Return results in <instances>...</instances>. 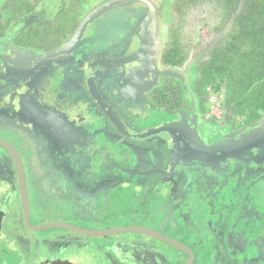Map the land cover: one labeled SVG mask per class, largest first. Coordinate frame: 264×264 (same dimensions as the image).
I'll return each instance as SVG.
<instances>
[{"label": "rangeland", "instance_id": "374dc122", "mask_svg": "<svg viewBox=\"0 0 264 264\" xmlns=\"http://www.w3.org/2000/svg\"><path fill=\"white\" fill-rule=\"evenodd\" d=\"M145 1H147V3L135 2L139 6L144 5L142 14L145 13V16H147V10L149 9L154 13L153 19L156 22H160L161 20V23H163V25H169L170 29L172 30L175 24V0ZM124 4V2H121L104 7L102 9V12L97 13L95 16H93L79 33H77L78 31L76 30L77 32L75 33L78 37L74 41L75 43H73V45H77L83 39H85V34L88 35L90 32H92V34L94 35V31L96 32L97 29V27H95L94 25L97 21V18L100 17V14L105 13L108 9H114ZM220 16V6L215 2L190 9L183 16L180 41L182 43V47L187 51L189 58L198 59L197 57L203 55L202 44H206L214 38L213 29L217 27L220 21ZM151 17V15L148 16V18ZM131 18L133 19L134 17L131 16ZM118 31L121 34L123 33V31H125V29H123V27H120ZM123 36H125L124 33ZM161 36L162 38L158 42L160 51L163 50V46L166 44V37L164 35ZM8 37L10 38L8 40L0 39V46L5 48L4 51L8 54L11 51V55L9 56L12 62L17 63L18 61L15 60V58L19 53L14 52L10 49L11 47L9 45H11L13 39L11 36ZM73 37H71V40L69 42L72 41ZM90 37L91 36L88 35L89 40ZM153 39L154 37L150 36L149 40L143 43L141 50H139L140 41L142 42L141 36L138 37L134 35V37H132L128 42L124 44L126 53H128L130 60L133 63H137L139 61L143 70L148 74H152V78L146 81L137 78H130L129 80L124 82V84L128 86V88H125V92L126 94H130V100L127 101L129 108H126V110L131 116H134L133 113L137 112H139L138 115H142V111H145V115L153 116V111L150 109L151 106L149 107L144 102V96L146 93L148 94L155 88H157L160 77L165 75L164 73L159 74L158 72L159 70L157 68V63L158 57L161 54H159V52L155 50L152 42ZM62 51L64 54L72 52L71 48L69 47L68 49V47L66 46ZM64 54L62 55V57L65 56ZM69 54H67L66 57H70ZM27 55L34 56L33 58L37 56V60L40 61L38 57H42L43 54L31 52L27 53ZM45 56L46 57L44 58H47L49 57V54ZM28 62L30 65L33 60H30ZM193 66H195L194 63ZM51 74H53V77L56 78L54 86H62V83L63 81H65L66 77L58 75L55 69L52 70ZM91 75L92 79L87 78L90 81L89 84L85 83L83 86H96V88H98L97 84H95V79H93L94 74ZM53 77H50L49 81H51ZM25 81H27V79H25ZM16 82L17 81H2V83L0 84V87L3 86L2 88H0V99L3 100H1V102L9 100L8 102L11 101L15 105H9L12 110V112H10L12 121L23 122L25 128L26 126L34 127V125L36 124V122L33 120L35 115H28L25 120L21 121L19 115L15 112L17 111L15 109L16 105H21V103L29 102L33 105L32 107H34L37 106V102L48 99V95L44 91V89L43 91L39 89L40 86H37L35 88L33 86H26L24 84L27 83L22 79H20L19 81V86H16ZM69 86H76V84L71 83ZM219 86L222 87L218 93L214 91L213 87L211 88L216 94L222 110L224 108V111L226 112L224 107L226 91L224 89V84ZM59 91L60 89L56 93L52 94L53 105H49L50 109L54 110V112L57 113L56 116L53 119L49 120L48 123L44 122L41 125L42 130H45L46 133L49 131L48 140L54 142V146L52 147V154H49L46 151V154H48L46 156V159H60V155L63 152H84L85 162L80 166V168L82 170H84L85 168L87 169H85V171L80 170V174H83L84 177L86 176L89 179V185L87 184L88 182L82 181L83 176L81 177L79 173L78 179H74L72 175H68L69 179L65 180L66 184H63L61 180H58L57 182L51 181L50 183H48L49 177H45V175L42 174L43 176L39 177L36 185L42 191L45 201H39L40 203L38 202L33 206L35 207V213H33L32 215V222L34 224L40 225L58 222L72 224L87 230H98L111 226L120 227L121 224L124 223H134V225H143L145 227L161 231L169 236L176 237L174 231L177 232L179 226H181V230H183L185 227H187V230H195L197 226L200 228L204 225V223H208V225L212 223L214 225L213 229L204 230L203 228L201 231L210 232L214 229L222 228V232H228L229 239L227 240V243H222L221 240L220 246L225 247L230 252V256H234V259L237 253H235V251H231L235 250L236 243L234 245L230 244L234 239H236L235 235L232 233L234 228H238L239 231H242L246 235L245 239L243 238V236H238L237 239H240L241 243L247 245V248L252 246V244L256 245V241L257 243L259 240L263 242L264 227L258 226L257 228H254L253 225L255 224V222L251 218L254 215H247L245 214V211L248 209L254 212L255 210L253 207L249 208L247 204L236 202V204H238L239 206L231 207L232 203L230 202L226 204V206L235 208L238 211L234 212L233 215L229 214L228 212L227 214H221V210L223 207L222 204L220 203V205L216 207L215 203L211 202L209 199V195H212V192H209V189H207L204 190V194H201L198 200L195 199V201L192 202L191 205H186L185 202L187 201L188 196L193 195V189L186 186L189 183L188 179H190V176L187 173V170L189 169L184 170L183 176L185 177L179 180V183H177V185L173 188L170 202L167 205L168 210L166 211L164 205L168 200L170 189L172 188L173 183L176 182L177 173L181 171L186 162L184 151L180 146V141L177 139L174 140V134L169 135L168 131L167 133L164 131L168 130L171 127H162L163 129L161 131V128H159V131L157 133H154L150 136L157 137L162 134L166 136V141H168L171 146L173 161L171 162L172 165H168L167 172L159 178L160 180L158 182L154 183V189H156L157 192V196L155 197L154 201L148 202L150 193L144 194V198L141 199V201L143 202L140 203L139 206H143L145 204L144 208H147V214L149 215L143 217L138 214L137 211L133 212V206L129 203L131 201H128L127 203L125 202L127 201V199H129L126 196L128 195V190L131 193L130 199H132L134 202L136 196H139L141 194H137V191H142L141 187H135L137 191L133 192L130 190V188H132L133 190L134 186H132V184H127V186L123 190V193L126 194V197L123 198V201L114 203L111 200L110 190L111 188L116 187L121 182V177L118 175L117 171H114V169H112V171H108V176L103 171L108 165H113V163H115L116 161L120 162L124 160L125 154L122 153L124 149L120 148L117 145L120 143V140H117L114 144H110L107 140H102L100 136H92L97 132V130H101V127H104L106 121L108 123V118H106L105 115L102 116L101 114H98V108H92L91 103L88 102L87 99H85L78 90L69 89L61 91V101L58 100ZM206 94L209 103V94L207 93V91ZM56 103L59 104V108L55 106ZM104 112L106 111L104 110ZM211 114L213 115L210 110V115ZM217 114H219V116L216 117L215 115H213V118L221 121L223 119L222 114ZM122 115H124V112H122ZM159 116L160 115L157 116L158 124L156 125H165V122L167 121L164 118H160ZM232 118V120H223L222 122H220V124H215V128L222 132L224 129L229 130L230 128L236 126L238 128L242 127L244 123H252L248 122L246 120V117L232 116ZM45 123L47 125H44ZM173 123L182 125L184 123V119H181V117H179L178 115H174ZM259 123L260 124L254 126L252 130H249V128L237 132L235 135L230 137V141L228 140V138H225L221 142L220 146H218V148L216 147L207 149L208 156H204L206 165L203 169H201L202 177H200V181L202 182V179L204 177L206 181L209 179L212 181L217 180V182H219L218 184H220L222 180L226 179L228 173H232L235 175L231 177L232 179L236 178V166L240 165L245 168L244 162L246 161L247 157L249 156V159L251 160V158H253L254 156L257 157V155H259L260 153L259 151L257 152L258 148L256 145L248 146L246 145V142L243 141V137H250L254 134L252 140L254 142L253 144L256 143L257 139L261 137L262 133H264V117ZM258 126H263V128L259 129L260 131H257L256 128ZM204 128L206 138H210L213 141L215 135L217 134L218 136V133H216L215 129L212 131H208L206 129L207 127ZM192 130L193 136L195 138V145L198 146L199 144H202L203 138L199 135L197 127L195 126ZM176 133L177 135H179V131H177ZM4 137L5 134H0V140H2ZM34 137L36 136H33L32 139L29 138L31 139L30 146L34 144V142H36V139H34ZM8 140L11 141L10 137L8 138ZM152 140L153 139H151V141ZM226 140H228L229 142ZM262 142L264 146V138ZM231 143L235 144V146H230ZM32 151H35V149H32ZM93 157H97V159L94 161ZM127 157V161L131 160V155H127ZM132 157L134 156L132 155ZM157 158L159 160L158 167L161 168L163 163L160 159L161 154H159V151H157ZM78 163L79 161H77L75 166L77 168H79L80 165ZM93 167L94 172H91V169ZM42 172L43 171L40 170L39 173L41 174ZM262 175H264V173ZM105 176H107V179H105ZM71 178H73L74 180H72ZM259 178V181L255 182L253 188L250 190V194L253 202L256 205L258 204L260 213L264 217V177ZM146 180L147 177L141 179V183L145 184ZM203 184L205 188L208 187L206 183ZM217 187H219V185ZM221 187L217 188L219 192H221ZM103 190L104 192L102 194H105V198L100 202V200L97 198L100 192ZM246 192H248V188L246 189ZM58 197L60 198L57 200ZM210 198L212 199L211 196ZM188 200H190V198H188ZM184 206L186 207V209L190 208L193 211V214L189 210L185 211ZM224 216L228 217L230 220L225 219V221H223ZM5 220L7 221V218L3 219V217H1L0 215V264H127V262L131 261L124 258L125 256L130 257L129 254L132 253L128 250V246L124 244L128 242L127 238L124 241H118L119 239L126 237V235H118L117 237H115L117 239L98 238L85 236L58 228L39 232L29 231L27 237L29 238L31 249L27 251V259L22 251H20L21 249H19L18 246L6 244V239L4 236L5 233H3L2 229V225L5 223ZM261 220L264 223V218H262ZM246 223H248V225L244 226ZM257 229H260L262 232L257 233ZM193 237H195V233L191 234V238ZM193 241H199L200 243H202V245L204 244L208 247L206 242L200 237L193 239ZM36 243L38 244L35 245ZM132 255L133 259L129 264H148V261H151L142 257L143 254L140 255L139 253H136V255ZM263 255L257 254L255 257H253L254 259H256V261L254 262L253 259L251 257L249 258L248 256L245 260H249L246 261L249 264H259L264 259ZM260 256L262 257L260 258ZM151 257L155 258V256L153 255ZM226 257L227 256H225V258ZM185 260L186 257L184 256V261ZM152 262L153 261H151V263ZM241 262H243V260H241Z\"/></svg>", "mask_w": 264, "mask_h": 264}, {"label": "flooded vegetation", "instance_id": "af4514ba", "mask_svg": "<svg viewBox=\"0 0 264 264\" xmlns=\"http://www.w3.org/2000/svg\"><path fill=\"white\" fill-rule=\"evenodd\" d=\"M143 10L144 5L139 6L135 2L125 3L120 7L108 9L105 13L100 14V17L97 18V21L94 25L95 27H97L96 32L94 31V35L92 34V32L88 34L89 36H91L90 40L88 39V35L85 34V39H83L80 43H78L77 45L74 44L69 46L72 51L69 52L70 54L63 53L62 50L66 46L64 45L63 47L51 53H44L42 57H38L40 60L38 61L36 58L37 56L33 58L34 56L27 55V53H31V51H23L19 47H16L11 43V45H9L11 47L10 49L14 52L19 53L15 58V60H17L18 62L14 63L13 66H11V63H13L9 56L11 55V51L8 54L4 51L5 48L0 46V61H2L0 62V84L2 83V81H17L15 84L16 86H19L20 79H22L23 81L27 79V81H25L27 84L24 85L33 86L34 88L40 86L39 89L43 91V89H45V86L49 85V78L53 76L51 72L53 69H55V63L61 65L62 63H73L69 71L66 72L65 75H63L66 77V79L65 81H63L62 86L59 88L60 91L58 93V100L61 101L62 95L60 93L63 90L77 89L84 93V89L82 86L85 83L89 84V79H92L91 74H94L93 79H95V84H97L98 86V88L95 87V92H98L102 99L115 111L121 113V108L128 107L126 103L130 100V94H126L125 92V88H128V86H126L124 82L129 80L130 78H137L144 81L152 78V74H148L147 72H145L142 66L140 68V74L130 77L131 71L135 67H139V65L135 62L133 63L130 60L128 53H126L124 44L128 42L132 37H134V35L138 37L141 36V40L143 43L148 41L149 37L152 36L154 37L152 42L155 50H157L159 54H161L158 57V72L159 74H165L164 76L160 77L158 87L155 88L152 92L148 93V106H151L150 109L153 111L152 118L160 115V118H164L167 121L165 122V126L171 127L169 129L174 133L175 138L181 143L180 146L184 151L185 160L188 161L189 164L188 165L186 163L185 166L191 172H197L198 174V172L201 171V169H203L206 165L204 156H208L207 149L216 147L218 148V146H220L221 142L225 138H228V140L230 141V137L235 135L239 131L249 128V130H252L254 126L260 124L259 122L264 117V114L261 116V118L250 124L244 123L242 127L238 128L237 126H232L233 128H230L229 130L224 129L222 132L217 130L215 128V124H220V122H222L223 120L229 121L233 118L231 117V119L227 120L224 108L222 113L223 119L221 121L213 118L212 114L210 115L211 105L210 103H208L207 94L204 89H201V91H199L196 86L197 74L193 63H191L190 61H185V64L183 66H175L166 63L164 57L165 51L171 41L170 26L167 24L163 25V23H161V20L160 22L158 20V22H156L153 19L154 13L149 9L147 10L148 15L145 16V13L142 14ZM149 15H151L152 17L148 18ZM131 16L134 18L132 19ZM120 27H123V29H125V31H123L125 36H123V33H119L118 29ZM161 35H164L166 37V44L163 46V50L160 51L158 42L162 38ZM75 52L77 54L76 58ZM48 54L49 57L44 58L46 57L45 55ZM63 54L65 55L64 57H62ZM67 54H69L70 57H66ZM30 60H33V62L29 65L28 61ZM78 67L79 69H77ZM135 70H138V68ZM19 71H22V73H20ZM71 83L76 84V86H69ZM2 87L3 86H1L0 88ZM157 89L164 91V103L163 100L159 101V99L155 98L154 92ZM146 95L147 93L145 94V96ZM1 100L3 99H0V134H5V137L2 140L8 141L13 146H15L20 155L28 190V198L31 206L30 223L33 226H37L39 224H34L32 222V215L33 213H35V207L33 206L39 201H45L42 191L36 185L39 177L45 175V177H49L48 183H50L51 181L57 182L58 180H61L63 184H66L65 180L69 179L70 175H72L74 179H78L79 173V175H81L82 177L83 174H80V170L85 171V169H87L85 168L84 170H82L80 168V166L85 162L84 152H63L60 155V159H46V156L48 155L46 154V151L49 154H52V147L54 146V142L48 140L49 131L46 133L45 130H42L41 125L44 122L48 123L49 120L53 119L57 114L56 112H54V110L47 107L46 104L48 103V101L37 102V106L34 107H32L33 105L29 102L21 103V105H16L15 109L17 111L15 112L19 115L21 121L25 120L28 115H35L33 120L36 122V124L34 125V127L26 126L25 128L23 122H15L11 119L12 117L10 116V112H12V110L9 105L13 103L11 101L8 102L9 100L4 102H1ZM87 101L91 100L88 99ZM144 102L146 103L145 100ZM55 106L59 108L58 103H56ZM142 112L144 113L145 111ZM174 115H178L179 117H181V119H184V123L182 125L174 124ZM46 123L44 125H47ZM195 126L198 129L199 135L203 138V143L199 144L198 146L194 143L195 138L193 136L192 130ZM204 127H207L206 129L208 131H212L215 129L216 133H218V136L216 134L213 141L210 138H206ZM261 128H263V126H258L256 130L260 131L259 129ZM177 131H179V135H177ZM33 136H36L34 137V139H36V142H34V144L30 146V140L33 138ZM253 136L254 134L250 137L245 136L243 137V141H245L246 145L248 146L256 145L258 148L257 152L259 151L260 153L259 155H257V157L254 156L255 158H251V160L248 156L246 161L244 162L245 168L240 165L236 166V178L232 179L231 177L235 175L232 173H228L226 179L222 180L220 184H218L219 182H217V180L212 181L209 179L207 180V182L204 177V180L202 179V182H195L191 179V176L195 173L189 175V183L186 186L193 189V195H189L188 193V198H190V200H188L187 198V201L185 202L186 205H191V203L194 202L195 199L198 200L200 195L204 194V190L209 189V192H212V195H209L210 201L214 202L216 207H218L220 203L223 206L221 214H227L228 212L229 214L233 215L234 212H237L238 210L231 207H238L239 205L236 204V202H239L241 204L244 203L247 204L249 208L253 207L255 210L254 212L248 209L245 211V214L247 215H254L253 217H251L255 222V224L253 225L254 228H257L258 226L264 227V223L261 220L264 217L260 213L258 204L256 205L253 202L250 194V190L253 188L255 182L259 181V177H264V175H262L264 173V146L262 142L264 133L261 134V137L257 139L255 144H253ZM9 137L11 141L8 140ZM230 146L234 147L235 144L231 143ZM32 149H35V151H32ZM77 161H79L78 164H80L79 168L75 167ZM39 169L43 171L41 174L39 173ZM73 178L71 179L74 180ZM82 181L88 182L87 184L89 185V179L86 176H83ZM203 183H206L208 187L205 188ZM218 185L219 187L222 186L221 192L217 190V188H219L217 187ZM247 188L248 192H246ZM210 196L212 197V199L210 198ZM59 198L60 197H58L57 200ZM230 202L232 203L231 207H227L226 204ZM184 209L185 211L189 210L193 214V211L190 208L186 209V207L184 206ZM0 215L1 217H3V219L7 218V221L5 220V223L2 225L3 233H5L4 236L6 239V244L18 246L19 249H21L20 251H22V253L28 259L27 251L31 249V246L29 244L30 242L27 234H29V231H39H34L26 225L17 169L10 155L2 147H0ZM203 228L204 230L213 229L214 225L212 223H210V225H208V223H204V225L201 226V229ZM198 230H200V228ZM174 232L176 234V237H171L186 243L193 249L195 254H197L198 247H196L195 245H191L186 238L178 234L176 231ZM259 232L262 231L260 229H257V233ZM263 242L259 240L257 243L256 241V245L252 244V246L247 248V256L249 258L251 257L253 259V262L256 261V259H254L253 257H255L257 254H264ZM37 244L38 243H36L35 245ZM237 250L238 247L235 248V250L231 251H235V253H237L235 255V259L232 254L231 255L233 257L230 256V252L227 249H223L222 251H218V249L215 250L213 252V259L211 264H238L239 257L241 258V256L238 257L239 254ZM184 256L186 257V260L188 258L187 255L183 254V258H181L183 260V263L186 261H184ZM225 256L227 257L225 258ZM261 257L262 256H260V258ZM148 264L151 263L148 262ZM259 264L264 263L261 262Z\"/></svg>", "mask_w": 264, "mask_h": 264}, {"label": "trees", "instance_id": "16d2710c", "mask_svg": "<svg viewBox=\"0 0 264 264\" xmlns=\"http://www.w3.org/2000/svg\"><path fill=\"white\" fill-rule=\"evenodd\" d=\"M109 1L0 0V39L8 40L11 36L12 44L23 51L51 53L71 40L89 13ZM211 2L217 3L221 10L220 21L213 29L214 38L202 44V56L189 58L180 41L182 18L188 10ZM174 14L175 24L164 57L166 63L183 66L185 61L195 62L199 91L213 87L218 93L222 87L219 85L224 84L227 119L238 116L254 122L261 118L264 0H175ZM154 96L164 103V91L157 89ZM199 251L197 248V254ZM210 253L213 257V251Z\"/></svg>", "mask_w": 264, "mask_h": 264}, {"label": "water", "instance_id": "95a60500", "mask_svg": "<svg viewBox=\"0 0 264 264\" xmlns=\"http://www.w3.org/2000/svg\"><path fill=\"white\" fill-rule=\"evenodd\" d=\"M121 2L147 3V1L145 0L109 1L103 4L102 6H100L99 8H97L96 10H94L93 12L89 13L79 25L77 29L78 32L77 31L76 32L79 33L86 26L87 22L93 16H95L97 13L102 12V9L104 7L110 6L112 4H118ZM75 35L72 38V41L66 44V47H69L73 45V43H75L74 41L78 37L76 33ZM142 45H143V42L140 41L139 50H141ZM76 57H77V54L75 52V58ZM13 64L14 63H11V66H13ZM137 64L139 65V67H135L131 71L130 77L141 73V69H140L141 64L139 61L137 62ZM72 65L73 63H69V64L62 63V65L55 63V70L58 75L60 74L61 76H63L65 75L66 72L69 71ZM137 68L138 70H135ZM77 69H79V67ZM133 71H134V74H133ZM19 72L22 73V71H19ZM55 80L56 78L53 77L51 81L49 82V85L45 86V89H44V91L48 95V99L42 100V101H48L46 105L49 108H50L49 105H53L52 104V98H53L52 94L56 93L58 89L61 87V86H54ZM82 87L84 89V93L78 90L79 93L85 99L91 100L88 102L91 103L92 108L93 107L98 108V114H101L102 116L105 115L106 118H108L109 120L108 123L107 121L105 122L104 127H101V130H97V132L92 136H100L102 140H107L110 144H114L116 143L117 140H120V143L117 145L120 148L124 149V151L122 152L123 154H125L124 160L120 162L116 161L115 163H113V165H108L103 171L108 176V171L109 170L112 171V169H114V171H117L118 175L121 177L120 178L121 182L116 187L111 188L110 190L111 200L114 203H116L118 201H123V198L127 196L129 199H127V201L125 202L127 203L128 201H131L129 203L132 204L133 206V210H132L133 212L137 211V213L143 217L148 216L149 214H147V208H144L145 204L143 206H139L140 203L143 202L141 201V199L144 198L143 197L144 194L150 193L148 202L154 201L155 197L157 196L156 189H154V183L158 182L160 180L159 178L162 177V175L167 172L168 165L169 164L172 165L171 162L173 161L172 159L173 154H172L171 146L169 142L166 141V136L162 134L157 137L155 136L150 137L152 134L157 133L159 131L158 130L159 128H161L160 129L161 131L163 129L162 127H166V126L165 125L157 126L156 125L158 124L157 117L152 118V116L145 115L144 113L142 115H138L139 112H137V113H133L134 116H131L129 112L126 110V108H129V107H126V108L122 107L120 110L121 113H118L111 106H109L97 92H95L96 86H82ZM144 100L146 101V104L148 105L149 104L148 94L145 96ZM126 105L128 106L127 103ZM104 110L106 112H104ZM122 112H124V115H122ZM164 131L166 133L168 131L169 135L174 134L170 129L164 130ZM150 138L153 140L151 141ZM175 139L176 138L174 136V140ZM0 147L5 149V151L10 155L12 161L15 163L17 174H18V179H19L20 191L22 195L25 222H26V225L30 227L31 229H33L34 231H45V230L58 228V229L68 230V231L81 234V235H85V236H92V237H98V238H112V239L117 237L118 235H126V237L118 240V241H124L126 238L128 240V242L124 244L128 246V250L132 253L129 254L130 257L125 256L124 258L132 261L133 259L132 254L136 255V253H139L140 255L143 254L142 257H144L145 259L153 261L152 263L151 261H148L151 264H182L183 260L181 258H183L182 257L183 254L187 255L188 257L187 260L183 264H209L212 262V259H213L212 253H210V250L214 252L217 249L218 251L226 249L225 247L220 246L221 244L220 241L222 240V243L223 242L227 243V240L229 239V233L225 231L222 232V228L215 229L210 232H205V231H201L202 229L198 230L199 229L198 226L197 228H195V230H187V227L181 230V226H179L177 233L182 235L184 238H186L190 242L191 245H195L196 247H198V250H200L198 254H195L193 249L186 243L181 242L171 236H168L167 234L161 231L155 230L153 228L145 227L142 225H129V226H120V227H113V228H102L98 230H87V229L80 228L72 224L58 223V222L33 226L30 223L31 206H30V201L28 198V190H27L25 174H24V169L22 166L20 155L17 149L15 148V146H13L8 141L0 140ZM157 151H159V154H161L160 159L163 163L161 168L158 167L159 160L157 158ZM127 155H131V158H130L131 160L127 161L128 160ZM132 155L134 157H132ZM96 159L97 157H93L94 161ZM186 163L188 164V161H186L185 164ZM185 164L182 167L181 171L177 173L176 182L173 183V186L170 189L168 200L166 201V204L164 205L166 211L168 210L167 205L170 202L171 193H172L173 188L177 185V183H179V180L185 177L183 176L184 170H187V167L185 166ZM92 171L94 172V167L91 169V172ZM187 173L189 175H192L193 173H195L194 175L191 176V179L195 182H200V177H202L201 171H199L197 174V172H191L190 170H187ZM107 176H105V179H107ZM146 177H147V180L145 184L141 183V179H144ZM127 184H132V186H134L133 190L132 188H130V190L133 192L137 191L135 187H138V188L141 187L142 189L141 192L137 191V194L138 193H141V194L139 196L138 195L136 196L134 202L132 199H130L131 193L129 190H128V195L123 193V190L125 189ZM103 192L104 190L100 192L97 198L100 200V202L101 200L105 198L104 196L105 194H102ZM137 207H141V208H137ZM225 219L230 220L228 217L224 216L223 221H225ZM183 225H184V221H183ZM247 225L248 223H246L244 226H247ZM192 233H195V237L193 238H191ZM232 233L235 235L236 239H234L230 244L234 245L236 243L235 245H236V248L238 247V250H237L238 254L239 256H241V258H239L238 260L239 261L238 264H249L248 262H246L247 260H245L247 259V245L241 243L240 239H237L238 236H243V238L245 239L246 235L242 231H239L238 228H234ZM197 237L202 238L206 242L208 247L205 246L204 244L202 245V243H200L199 241L194 242L193 239ZM134 240H138V241H134ZM152 255L155 256V258H152L151 257ZM240 259H243V262H240L241 261ZM131 261L127 262V264H129ZM262 262H264V259Z\"/></svg>", "mask_w": 264, "mask_h": 264}, {"label": "built area", "instance_id": "2783aa9c", "mask_svg": "<svg viewBox=\"0 0 264 264\" xmlns=\"http://www.w3.org/2000/svg\"><path fill=\"white\" fill-rule=\"evenodd\" d=\"M206 91L209 94V103L211 105V113H213V115L217 117L219 116V114L217 113H221V114L223 113L220 102L211 87H208Z\"/></svg>", "mask_w": 264, "mask_h": 264}, {"label": "crops", "instance_id": "0c3cea01", "mask_svg": "<svg viewBox=\"0 0 264 264\" xmlns=\"http://www.w3.org/2000/svg\"><path fill=\"white\" fill-rule=\"evenodd\" d=\"M110 225H112V224H110ZM129 225H134V223L133 224L132 223H130V224H128V223L121 224V226H129ZM135 225H138V224H135ZM113 227H117V226H111V227H105V228H113Z\"/></svg>", "mask_w": 264, "mask_h": 264}]
</instances>
